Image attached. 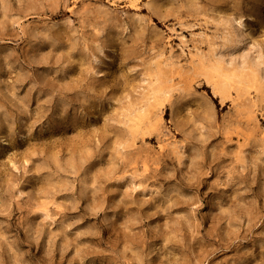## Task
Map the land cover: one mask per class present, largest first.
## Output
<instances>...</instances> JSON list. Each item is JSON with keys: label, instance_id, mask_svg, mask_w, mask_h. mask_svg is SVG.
I'll return each instance as SVG.
<instances>
[{"label": "rangeland", "instance_id": "rangeland-1", "mask_svg": "<svg viewBox=\"0 0 264 264\" xmlns=\"http://www.w3.org/2000/svg\"><path fill=\"white\" fill-rule=\"evenodd\" d=\"M248 45L264 0H0V264H264Z\"/></svg>", "mask_w": 264, "mask_h": 264}, {"label": "clouds", "instance_id": "clouds-1", "mask_svg": "<svg viewBox=\"0 0 264 264\" xmlns=\"http://www.w3.org/2000/svg\"><path fill=\"white\" fill-rule=\"evenodd\" d=\"M242 19H233L225 21L224 27L232 31L235 40L233 41L232 48L243 47L244 43L248 41V34L243 33L244 25ZM217 59L223 58L224 64L232 65L236 69L237 74L254 72L257 75L264 76V48L260 47H248L240 53L233 54L229 49H225L223 52H217Z\"/></svg>", "mask_w": 264, "mask_h": 264}]
</instances>
